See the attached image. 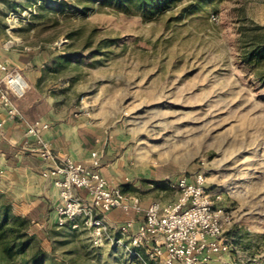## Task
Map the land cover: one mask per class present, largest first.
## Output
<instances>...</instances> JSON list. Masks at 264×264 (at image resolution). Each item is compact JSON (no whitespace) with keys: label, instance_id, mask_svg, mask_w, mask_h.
Listing matches in <instances>:
<instances>
[{"label":"rangeland","instance_id":"rangeland-1","mask_svg":"<svg viewBox=\"0 0 264 264\" xmlns=\"http://www.w3.org/2000/svg\"><path fill=\"white\" fill-rule=\"evenodd\" d=\"M0 23L42 70L18 99L44 103L32 114L107 138L145 210L180 200L169 181L203 173L231 245L210 264H264V60L247 59L264 40V0H181L155 16L98 0H0ZM25 207L0 183L1 216ZM28 233L44 264H164L118 233L96 245L88 229L39 219ZM12 239L0 229V264H23Z\"/></svg>","mask_w":264,"mask_h":264},{"label":"built area","instance_id":"built-area-1","mask_svg":"<svg viewBox=\"0 0 264 264\" xmlns=\"http://www.w3.org/2000/svg\"><path fill=\"white\" fill-rule=\"evenodd\" d=\"M27 85L19 69L0 61V103L6 111L0 127L5 121H25L15 102L25 96ZM50 126L43 120L24 122V128L10 141L22 145L23 151L37 155L47 165L43 176L52 177L59 191L55 207L58 227L88 229L96 245L114 241L118 233L128 239L133 255L143 245H150L151 257L164 264H210L215 255L230 250V242L224 237L223 210L216 205L220 196L214 197L208 190L203 173L193 180L181 177L169 181L170 187L181 192L177 203L154 202L141 221L111 223L106 216L114 210L141 212L139 197L113 185L99 171L101 161L96 153L90 165L59 156L43 136Z\"/></svg>","mask_w":264,"mask_h":264},{"label":"crops","instance_id":"crops-1","mask_svg":"<svg viewBox=\"0 0 264 264\" xmlns=\"http://www.w3.org/2000/svg\"><path fill=\"white\" fill-rule=\"evenodd\" d=\"M5 26L0 23V61L10 62L12 68L21 70L29 83L28 90L35 89L38 83L37 78L42 73L41 69L35 68L37 58L15 49L17 43L9 41V25L5 24ZM16 104H28L27 108L22 110L24 122L43 120L51 124L50 129L46 130L43 136L59 156L90 165L92 154L96 153L101 161L99 171L113 185L124 191L123 186L127 183L123 181V174L119 170L120 158L111 157L113 148L107 142V138L103 139L87 130L71 117L59 118L53 114L43 116L39 113L32 114V109L36 110L44 104L39 100H16ZM5 118L6 111L0 103V123ZM24 122L5 121L3 127H0V183H7L16 202L20 201L26 206L22 217L30 216L32 221L39 219L56 224L55 207L59 201V191L54 186L52 177L43 176L47 165L37 155L23 151L22 145H13L10 141L17 131L24 128ZM79 193L85 195L84 191ZM142 210L146 212L145 209L142 208ZM128 214L121 210H114L106 217L111 223H121L127 219L137 222L143 220L139 213H133L132 216L127 217Z\"/></svg>","mask_w":264,"mask_h":264},{"label":"trees","instance_id":"trees-1","mask_svg":"<svg viewBox=\"0 0 264 264\" xmlns=\"http://www.w3.org/2000/svg\"><path fill=\"white\" fill-rule=\"evenodd\" d=\"M119 7L128 14L143 13L144 15H157L161 11L174 7L181 0H98ZM198 3L213 2L215 0H196ZM261 40V39H260ZM247 59L264 60V40L256 43L251 52L247 53ZM126 191V186H123ZM30 216L21 217L12 214L7 208L4 209L3 216L0 215V229L9 230L13 239L9 243L8 249L12 251L17 247V254L21 256L23 264H44L45 253L35 248L28 252L34 245L35 235H30L28 230L31 226Z\"/></svg>","mask_w":264,"mask_h":264}]
</instances>
